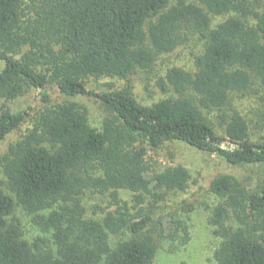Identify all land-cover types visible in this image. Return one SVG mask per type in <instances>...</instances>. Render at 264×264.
Masks as SVG:
<instances>
[{
	"label": "trees",
	"instance_id": "1",
	"mask_svg": "<svg viewBox=\"0 0 264 264\" xmlns=\"http://www.w3.org/2000/svg\"><path fill=\"white\" fill-rule=\"evenodd\" d=\"M172 1L0 0V144L30 120L26 134L0 156V264H154L159 244L148 225L131 227L114 214L89 219L82 203L90 189L150 193L148 148L185 143L234 168L264 164V144L250 141L244 117L221 113L254 78L264 91V10L250 0ZM226 15L213 26L212 16ZM194 37L206 40L196 72L169 68L158 87L170 96L159 102L141 105L129 87L88 85L152 70L157 57ZM25 97L42 110L7 107ZM59 97L96 98L112 116L98 131L83 106L57 103ZM204 111L221 113L225 138ZM190 178L177 165L155 180L183 192ZM211 191L220 200L209 218L220 239L215 263L264 264V187L222 174ZM17 207L49 238L25 239L14 219ZM126 228L131 238L112 245L111 235Z\"/></svg>",
	"mask_w": 264,
	"mask_h": 264
},
{
	"label": "rangeland",
	"instance_id": "2",
	"mask_svg": "<svg viewBox=\"0 0 264 264\" xmlns=\"http://www.w3.org/2000/svg\"><path fill=\"white\" fill-rule=\"evenodd\" d=\"M250 1L256 8L264 10V0ZM227 17L228 15L212 16L213 26ZM247 22L254 24L251 19ZM205 46V39L194 37L173 53L157 57L152 70L138 71L127 81L116 78L90 79L88 85L90 88H95L96 84H113L116 88L129 87L139 104L150 106L170 96L168 91H162L158 87V81L163 78L166 71L172 67H179L192 73L196 72L195 58L204 52ZM191 97L197 103L196 96L191 94ZM263 97L264 91L258 79L254 78L251 88L244 94H232L229 105L221 112L228 116L234 113L242 115L249 126L250 141L255 144H264ZM56 102H71L83 106L88 113V123L98 131L103 130L105 120L112 116L103 103L93 97H59ZM6 104L13 110L28 111L31 106L36 110L43 108L41 102L32 105V98L29 97L13 105ZM3 106L4 101L0 99V108ZM221 113L204 111L217 136L223 139L225 132L219 122ZM29 128L30 120L0 144V156L11 143L23 137ZM221 145L227 146L229 143L222 141ZM145 163L147 167L145 175L151 182L150 193L140 195L125 189L116 190V193L87 190L82 197L86 218L101 220L109 214H114L116 217L126 219L131 227L143 223L148 225L159 244L154 264H216L214 254L220 239L214 235L209 218L220 200L211 191V183L217 176L225 174L237 177L249 188L264 187V164L234 168L217 155L204 153L185 143L169 144L159 150L148 148ZM177 165L184 166L190 172L187 190L167 191L159 187L155 180L156 176L165 169ZM91 172L97 177L104 175L98 168H93ZM4 182L5 178L0 168V184ZM14 219L22 226L24 238L28 241L32 242L37 237L49 238V234L36 227L32 216L21 207L16 208ZM131 236V228H126L119 234L111 235L110 242L115 245Z\"/></svg>",
	"mask_w": 264,
	"mask_h": 264
}]
</instances>
